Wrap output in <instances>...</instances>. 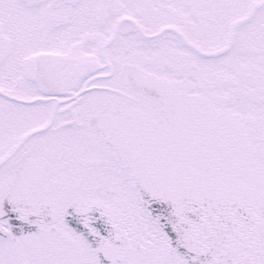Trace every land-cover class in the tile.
Masks as SVG:
<instances>
[{
	"label": "snow or ice",
	"instance_id": "6c2138e0",
	"mask_svg": "<svg viewBox=\"0 0 264 264\" xmlns=\"http://www.w3.org/2000/svg\"><path fill=\"white\" fill-rule=\"evenodd\" d=\"M0 264H264V0H0Z\"/></svg>",
	"mask_w": 264,
	"mask_h": 264
}]
</instances>
